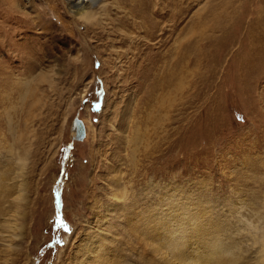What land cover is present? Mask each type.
Here are the masks:
<instances>
[{
  "label": "rangeland",
  "instance_id": "1",
  "mask_svg": "<svg viewBox=\"0 0 264 264\" xmlns=\"http://www.w3.org/2000/svg\"><path fill=\"white\" fill-rule=\"evenodd\" d=\"M94 3L91 19L74 16L66 0H0L9 210L0 216V263L88 256L89 264L105 247L118 254L97 239L109 220L121 252L108 264H154L129 226L141 211H156L159 223L169 206L194 224L198 208L217 217L211 240L195 243L199 255L220 250L228 264H262L264 0ZM199 227L186 231L199 237ZM162 234L147 241L156 247Z\"/></svg>",
  "mask_w": 264,
  "mask_h": 264
},
{
  "label": "bare ground",
  "instance_id": "2",
  "mask_svg": "<svg viewBox=\"0 0 264 264\" xmlns=\"http://www.w3.org/2000/svg\"><path fill=\"white\" fill-rule=\"evenodd\" d=\"M27 1H31V0H27ZM66 1L69 7V11H71L74 14V16H76L77 18H90L93 16L90 9L94 7V4H95L94 2L97 0H66ZM91 19H93V17ZM74 131L76 134V128H74ZM75 134H74V137H75ZM7 195H8V190L3 180V182H0V216H5L9 212L8 207L6 206ZM123 195L125 196V194ZM168 208L166 209L168 213L162 216L164 219L159 220L157 218L159 220L158 221L159 223H155L154 222L155 220L153 221L152 219L154 216H156V215L152 216V214H154L153 212H156V211H153V212L150 211L151 214L146 213V211H141L139 213V218L134 220V222L130 224L129 226V231H128L129 234L130 233L132 234L133 232H141L143 234L144 237H141V241L145 243V245L142 248V251H143V255L147 257L149 262H154V264H221L220 260L223 259L222 261L224 262V264H228V262L224 259V257H222L223 254L220 253V250L214 254H205V255L200 254L199 255V253L202 252V250L204 249H200V247L195 244L198 241L206 243L204 235H207L206 237L209 240H211V238L214 236L213 232L216 231L218 227V225L216 224L218 222L216 220L217 217L214 216V213L212 212L207 213L205 211V208H198L197 215H196L197 222L196 224H194V222L190 219L192 218L190 216L191 215L190 213L183 214L184 207L181 208L183 210L182 212H179V213L174 212V210L172 211V209L169 210ZM154 210H157V209L155 208ZM112 212L113 211L111 207L106 208L107 214L112 213ZM162 221H165V222H162ZM102 222H103V225H105V222H106L107 224L106 227H110L108 225L109 220H104ZM181 222H186L187 225H184L183 227L178 226ZM0 226L3 227V224L1 222H0ZM152 226H155V227L151 229ZM197 226H200L198 230H202V234L199 237H198V232H196L197 230L194 231L192 235H190V233L186 231L187 227L197 228ZM106 227L102 228V230L101 229L97 230V232L95 231L97 233V239H99V241H109L110 243L114 242L115 244L113 243L111 245L113 247L112 250L117 251L119 254V252H121V247H119L118 243H116V241L113 238L110 239V236L107 234L108 232H106L107 231ZM159 231H163V234L158 239V243H157L158 246L154 247L151 243H149V241H147L148 240L147 237L150 232L156 233ZM200 242H199V245H200ZM93 248H94L93 246L91 247L88 246L89 251ZM105 248L102 251V253L104 254V258L102 259L101 257L103 254L101 255L99 252L98 253L95 252V254H92L93 256H91L92 258L89 260V264H95V261L97 260H98L97 264H108L107 260H108L109 255L114 258L120 257L117 253L111 252L110 249L105 250ZM207 248L208 247L206 246L205 249ZM221 251L222 253H224L223 246L221 248ZM156 252H160V254L162 255L158 256L156 255ZM87 257L88 256H86V258L81 259L80 262L84 264L87 260ZM262 264H264V258H263Z\"/></svg>",
  "mask_w": 264,
  "mask_h": 264
},
{
  "label": "water",
  "instance_id": "3",
  "mask_svg": "<svg viewBox=\"0 0 264 264\" xmlns=\"http://www.w3.org/2000/svg\"><path fill=\"white\" fill-rule=\"evenodd\" d=\"M74 126L76 128L75 138L77 140H83L86 136V126L83 120L79 117L74 119Z\"/></svg>",
  "mask_w": 264,
  "mask_h": 264
},
{
  "label": "snow or ice",
  "instance_id": "4",
  "mask_svg": "<svg viewBox=\"0 0 264 264\" xmlns=\"http://www.w3.org/2000/svg\"><path fill=\"white\" fill-rule=\"evenodd\" d=\"M95 107H96L97 110H99L100 105L97 104ZM60 225H61L60 226L61 228H65L66 230L71 231V229L68 228V225H66L63 220L60 221ZM57 243H60V241H57Z\"/></svg>",
  "mask_w": 264,
  "mask_h": 264
}]
</instances>
